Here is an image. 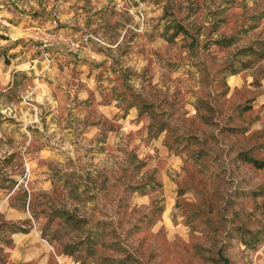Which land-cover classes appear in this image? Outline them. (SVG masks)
I'll return each instance as SVG.
<instances>
[{"label":"rangeland","instance_id":"rangeland-1","mask_svg":"<svg viewBox=\"0 0 264 264\" xmlns=\"http://www.w3.org/2000/svg\"><path fill=\"white\" fill-rule=\"evenodd\" d=\"M218 250L264 264V0H0V264Z\"/></svg>","mask_w":264,"mask_h":264},{"label":"built area","instance_id":"built-area-1","mask_svg":"<svg viewBox=\"0 0 264 264\" xmlns=\"http://www.w3.org/2000/svg\"><path fill=\"white\" fill-rule=\"evenodd\" d=\"M36 40L38 48L41 50L64 47L71 51H80L85 49V37L82 39H75L63 33L51 31L45 28L38 29L36 32Z\"/></svg>","mask_w":264,"mask_h":264},{"label":"trees","instance_id":"trees-1","mask_svg":"<svg viewBox=\"0 0 264 264\" xmlns=\"http://www.w3.org/2000/svg\"><path fill=\"white\" fill-rule=\"evenodd\" d=\"M244 161H246L247 163H250L251 165H253L254 167H261V162H259L256 159H253L249 156L244 155L242 158Z\"/></svg>","mask_w":264,"mask_h":264},{"label":"water","instance_id":"water-1","mask_svg":"<svg viewBox=\"0 0 264 264\" xmlns=\"http://www.w3.org/2000/svg\"><path fill=\"white\" fill-rule=\"evenodd\" d=\"M217 257L222 261V264H228L227 259L220 254L219 250L217 251Z\"/></svg>","mask_w":264,"mask_h":264}]
</instances>
